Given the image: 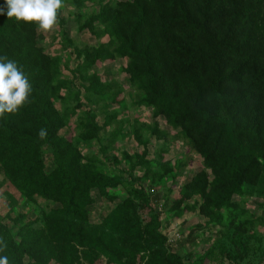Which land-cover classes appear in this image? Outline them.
<instances>
[{
	"label": "trees",
	"instance_id": "16d2710c",
	"mask_svg": "<svg viewBox=\"0 0 264 264\" xmlns=\"http://www.w3.org/2000/svg\"><path fill=\"white\" fill-rule=\"evenodd\" d=\"M85 1L73 4L79 8ZM74 14L78 31L94 32L100 24L116 43L112 51L98 46L80 52L82 66L127 57L125 71L144 92V102L201 157L203 167L182 186L174 205L199 194V211L219 222L222 209L235 207L231 198L264 177V0H121L100 3L87 16ZM38 37L36 23L0 15V56L17 61L33 85L28 103L0 116V172L26 200L57 205L42 212L41 226L24 213L11 223L0 221V247L6 245L0 256L9 264H95L101 256L110 264H184L167 249L152 199L134 181L132 196L100 222L90 220L92 192L106 195L123 179L81 164L72 139L60 133L83 104L77 102L69 115L58 110L67 84L57 78L58 63ZM75 76L87 81L85 92L98 84L97 75ZM89 123L94 133L100 129ZM41 127L49 133L44 140L38 137ZM44 148L51 152L50 171ZM140 252L148 253L143 263ZM241 259L237 255V263Z\"/></svg>",
	"mask_w": 264,
	"mask_h": 264
},
{
	"label": "rangeland",
	"instance_id": "374dc122",
	"mask_svg": "<svg viewBox=\"0 0 264 264\" xmlns=\"http://www.w3.org/2000/svg\"><path fill=\"white\" fill-rule=\"evenodd\" d=\"M118 1L121 0H86L77 8L73 0H62L53 28L44 31L37 27V44L56 59V76L67 84L60 90L63 100L56 102L58 110L69 115L77 102L83 104L76 107L60 133L72 139L81 164L93 165L109 175L120 174L123 179L122 184L109 188L106 195L92 192L90 220L100 222L118 202L133 194L129 183L134 181L133 187L143 188L152 199L167 249L178 253L184 264H264V177L245 194L234 195L231 200L235 207L222 209L216 223L199 211L202 202L199 194L175 206L182 186L203 167L201 157L163 116L155 115L154 106L144 102V92L125 71L127 57L114 56L88 68L82 66L80 52L98 46L112 51L116 43L102 33L100 24L95 23L94 32L88 28L78 31L74 12L81 11L87 16L97 12L100 3ZM75 74L97 75L98 84L85 92L87 81H81ZM77 91L78 97L74 98ZM87 108L91 110L92 121L85 116ZM89 122L100 129L94 133ZM42 154L46 170L50 171L51 152L44 148ZM55 205L38 197L26 200L0 172V221L11 223L17 214L24 213L38 220L35 226H41L42 212ZM141 214L144 215L143 210ZM147 254L140 252L141 263ZM237 255L242 258L239 263ZM81 264L89 263L81 261ZM95 264L110 263L101 256Z\"/></svg>",
	"mask_w": 264,
	"mask_h": 264
},
{
	"label": "clouds",
	"instance_id": "9594fccd",
	"mask_svg": "<svg viewBox=\"0 0 264 264\" xmlns=\"http://www.w3.org/2000/svg\"><path fill=\"white\" fill-rule=\"evenodd\" d=\"M62 0H5L0 6V15L17 21L34 22L38 29L49 31L58 22V9ZM33 85L18 62L0 56V116L15 114L29 102ZM48 129L41 127L38 137L44 140L48 137ZM3 247H6L4 245ZM0 247V251L3 250ZM0 264H9L7 256H0Z\"/></svg>",
	"mask_w": 264,
	"mask_h": 264
}]
</instances>
